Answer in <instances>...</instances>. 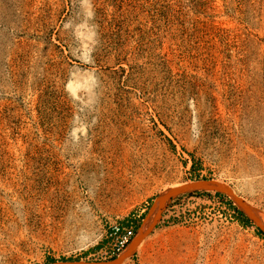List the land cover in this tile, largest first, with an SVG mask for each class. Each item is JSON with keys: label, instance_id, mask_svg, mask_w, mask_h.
I'll use <instances>...</instances> for the list:
<instances>
[{"label": "rangeland", "instance_id": "rangeland-1", "mask_svg": "<svg viewBox=\"0 0 264 264\" xmlns=\"http://www.w3.org/2000/svg\"><path fill=\"white\" fill-rule=\"evenodd\" d=\"M203 179L264 215V0H0V264L114 259ZM232 206L169 198L122 264H264Z\"/></svg>", "mask_w": 264, "mask_h": 264}, {"label": "water", "instance_id": "water-1", "mask_svg": "<svg viewBox=\"0 0 264 264\" xmlns=\"http://www.w3.org/2000/svg\"><path fill=\"white\" fill-rule=\"evenodd\" d=\"M198 191H217L228 194L235 200L244 215L250 220L256 222V224L264 233V227L255 219L253 209L243 199L238 197L230 186L213 179H203L170 187L166 189L163 193H161L158 196L154 207L152 208V211L147 216L146 221L144 222L143 227L141 228L137 237L131 240V242L126 247L124 254L121 257H117L107 261H57L49 264H122L126 258L133 255L141 241L150 232V221L154 208L161 207L165 201L174 196L183 193H194Z\"/></svg>", "mask_w": 264, "mask_h": 264}, {"label": "built area", "instance_id": "built-area-1", "mask_svg": "<svg viewBox=\"0 0 264 264\" xmlns=\"http://www.w3.org/2000/svg\"><path fill=\"white\" fill-rule=\"evenodd\" d=\"M135 229L131 226H124L120 223L112 224L107 232L108 243L102 252L109 258L119 256L134 236Z\"/></svg>", "mask_w": 264, "mask_h": 264}, {"label": "trees", "instance_id": "trees-1", "mask_svg": "<svg viewBox=\"0 0 264 264\" xmlns=\"http://www.w3.org/2000/svg\"><path fill=\"white\" fill-rule=\"evenodd\" d=\"M230 204H231V202H230ZM232 207L235 209V211H236V213H237L239 219H240L242 222H244V223H250V220L244 215V213H243L241 210H239L236 206H232ZM258 231H259V233H260L261 235L264 236V233H263L262 231H260V230H258Z\"/></svg>", "mask_w": 264, "mask_h": 264}, {"label": "bare ground", "instance_id": "bare-ground-1", "mask_svg": "<svg viewBox=\"0 0 264 264\" xmlns=\"http://www.w3.org/2000/svg\"><path fill=\"white\" fill-rule=\"evenodd\" d=\"M174 186H177V185H174ZM158 210V207L156 208ZM157 210L155 211L154 213V218H155V214H157ZM254 212V216H255V219L261 224L263 225L264 227V215L261 214L259 211H256V210H253Z\"/></svg>", "mask_w": 264, "mask_h": 264}]
</instances>
